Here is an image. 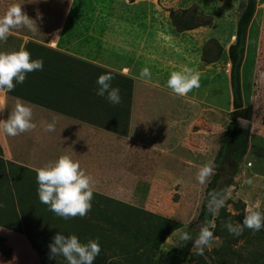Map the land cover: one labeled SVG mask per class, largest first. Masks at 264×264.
<instances>
[{
    "label": "rangeland",
    "instance_id": "374dc122",
    "mask_svg": "<svg viewBox=\"0 0 264 264\" xmlns=\"http://www.w3.org/2000/svg\"><path fill=\"white\" fill-rule=\"evenodd\" d=\"M245 1L0 0V17L18 4L38 27L37 32L26 26L12 29L7 41H0V52L24 49L31 53L32 60L44 62L42 71L27 74L25 80L30 85L26 84L25 90L16 84L12 92L0 93V103L6 105L0 120L8 118L19 99L32 108L36 125L34 130L15 137L0 132V212L11 213L8 220L0 217V264H63L49 258L41 261L38 248L44 249L45 257L49 243L22 233L24 228L14 217L16 210L29 208L19 207L22 197L37 195V191H30L29 184L38 187L36 174L25 171V177L17 178L18 168L32 166L37 170L62 155L79 162L92 179L93 192L168 218L180 223V229L191 231L193 239L186 244L174 231L157 250L149 246L135 250L141 264L185 248L189 256L183 264H251L264 255V238L253 240L256 233L247 228L242 237L236 236L225 227L228 222L242 224L249 207L264 213V124L260 122L264 108V0L256 2L245 39L246 62L239 70L240 108L253 107L249 121L237 120L249 136L246 158L240 165L243 171L226 185V175H222L214 187L218 190L225 186V206L219 214L222 209L227 214L214 215L208 225L211 231L219 228L213 232L217 239L203 255H198L193 246L203 227L199 212L214 175L206 185H200L196 174L203 164L214 162L235 117L225 54L235 41L236 22ZM172 11H187L186 16L195 15L203 22L209 19L211 24L180 34L172 24ZM52 40L55 42L50 43ZM217 44L228 46L227 50L222 48L224 56L218 59ZM143 68L150 69L151 79L140 78ZM187 69L199 73L200 87L184 97L176 96L166 82L171 72ZM105 73L114 76L111 84L120 89V104L113 105L96 95V80ZM56 74L57 81L53 78ZM31 92H36L43 107L31 103L32 96H27ZM48 124H54L55 130L45 131ZM18 187L27 190L21 192ZM33 199L32 203H40L38 197ZM31 214L43 223L52 218L48 206L39 212L27 210L29 226L33 225ZM90 216L89 212L67 223L72 226L77 221L85 227L99 224ZM7 223L17 225L20 231L10 232ZM114 234L112 239L118 237L117 232ZM103 245L99 242L100 248ZM134 248L128 250L132 257ZM222 250L229 255H218ZM105 255L109 259H104V264L133 262L130 256L131 260H125L126 253Z\"/></svg>",
    "mask_w": 264,
    "mask_h": 264
},
{
    "label": "clouds",
    "instance_id": "9594fccd",
    "mask_svg": "<svg viewBox=\"0 0 264 264\" xmlns=\"http://www.w3.org/2000/svg\"><path fill=\"white\" fill-rule=\"evenodd\" d=\"M37 15V19H40ZM26 26L30 31L37 32L36 21L30 19L21 9V5L10 6L3 17H0V41L6 42L12 29ZM42 59H31V53L21 49L18 52H0V93L12 92L16 84H23L28 73L43 70ZM226 67L231 69L229 60L225 62ZM229 64V66H227ZM140 78L151 79V72L148 68L140 71ZM114 76L111 73L100 75L97 80L96 95L104 97L113 105L121 103L120 89L113 87L111 81ZM167 88L176 96L184 97L193 89L200 87V75L194 69H187L184 72L173 71L166 82ZM6 108L0 103V113ZM32 108L25 102L17 99L14 109L6 120H0V132L5 136L15 137L35 129L32 122ZM54 124H48L45 131H54ZM248 166V165H247ZM251 166V163L248 167ZM246 167V166H245ZM217 165L213 161L203 164L197 174L196 181L200 185H206L214 174ZM37 195L42 204L48 206L56 216L68 220L72 218H84L91 211V200L93 198L92 179L81 170L78 161H73L68 155L60 156L54 163L36 170ZM251 184V181H248ZM208 200L209 211L218 215L221 208L225 206L224 198L216 193L210 192ZM0 207H3L0 204ZM225 227L229 233L239 236L245 228L253 234L264 229V213L247 208L242 224L232 222L226 223ZM178 233V239L182 243L192 241V236L183 229L174 230ZM217 239L213 231L206 224L200 228L199 234L193 242L198 255H203L206 248H210L212 242ZM49 259L62 256L67 264H93L100 253V246L97 240H89L81 243L75 236H64L60 233L52 238L48 245Z\"/></svg>",
    "mask_w": 264,
    "mask_h": 264
},
{
    "label": "trees",
    "instance_id": "16d2710c",
    "mask_svg": "<svg viewBox=\"0 0 264 264\" xmlns=\"http://www.w3.org/2000/svg\"><path fill=\"white\" fill-rule=\"evenodd\" d=\"M133 2L134 0H130ZM263 1V0H262ZM256 2L257 0H246L244 6L238 16V20L236 22V32H235V41L228 47L227 53L225 54L226 59H228L231 63L230 69V84L232 89V104L233 109L235 110V117L233 121L230 123L227 129V137L223 142V146L221 147V151L218 153L217 157L214 159V163L217 165V168L214 172L213 178L211 179V185L206 190V196L204 197L205 203L202 204L199 212V218L203 219L204 225H210V221L213 219L214 215L209 211L208 208V200H209V193L216 192L220 194L222 197L225 195V186L215 190L214 187L216 183L219 182L222 175H226V184H231L233 181V177L237 172H241L242 167L241 162L245 156L246 146L249 142L248 134H245L240 129L237 120H247L249 121L252 117L253 107L248 106L247 109L240 108V76L239 70H241L242 64H245L246 61L243 60L244 58V45L245 39L252 25V18L256 11ZM187 11H180V12H170V18L172 24L175 26L177 32H185L196 29L198 27L209 25L211 21L208 19L207 21L199 20L195 15L186 16L185 14ZM197 14V13H196ZM208 50V49H207ZM223 49L220 45L217 44V53L216 59L220 58L222 55ZM207 55V54H206ZM207 57L203 59L206 60ZM209 60V59H208ZM214 59L209 60V62H213ZM226 62V61H225ZM242 71V70H241ZM30 85L28 81H24L23 84H20L22 87H26L25 85ZM16 93V92H13ZM36 96V95H35ZM37 99V98H36ZM38 100V99H37ZM35 102V101H31ZM233 116V115H232ZM256 119L259 120L260 118L256 116ZM261 120V121H260ZM259 121L264 124V108L262 110V118ZM254 143V147H256ZM259 148V146L257 147ZM264 148V147H263ZM262 151H264L262 149ZM245 156V157H244ZM249 170L248 168H245ZM29 170V169H28ZM229 172V174H227ZM8 180V179H6ZM37 190V189H36ZM5 192V190H4ZM4 194V193H3ZM96 198V199H95ZM47 205L42 204H35L32 212H39L43 210ZM102 207L101 209L99 207ZM91 211H90V218L99 220V224L97 225H89L87 227L83 226L82 224L75 221V223L71 226L67 223L69 220H75L76 218L64 220L55 214L52 213V218L50 222L43 223L42 220L31 214L29 217L30 221L32 222V226L28 225V222L25 220V210L22 211V215L19 217L18 214H12L14 217L16 216L17 222H20V227L23 226L24 232L28 236L29 234L38 239L40 243H51L52 238L56 235V233H60L64 236H72L75 235L81 243H87L89 240L96 239L103 245V248H100L99 255L95 258L93 264H104V259L106 258L105 253L113 252L116 254L117 252L126 253L127 258L125 260L133 259L131 264H141V256H134V251L138 250L142 246L150 247V249L157 250L163 241L172 233L175 229L179 228L181 225L178 222L170 220L168 218L160 217L150 213L148 211H144L135 207H132L126 203L117 201L110 197H105L103 195L97 194L93 192V198L91 200ZM15 211V209H14ZM11 213L0 212V217H5L7 220L9 219ZM221 216L227 215L224 212V209L221 210L219 214ZM19 217V218H18ZM221 218V217H220ZM218 222L219 218L216 219ZM1 223V219H0ZM4 223V222H3ZM2 223V225H3ZM54 224L56 226L54 227ZM104 225H107L109 228L104 230ZM191 226L193 223L190 224ZM40 226V227H38ZM92 226H94L92 228ZM6 227L10 232H19L20 228H16L17 225L14 227L12 224H6ZM190 228V227H189ZM219 228H215L213 230L214 233H217ZM200 231V228H199ZM9 232V233H10ZM115 232H117L118 237H115ZM188 233H191L188 232ZM194 233V232H192ZM124 235V237L122 236ZM127 236V237H126ZM241 236V235H240ZM15 238V236H13ZM85 239H84V238ZM242 237V236H241ZM253 237V240H261L264 238V231L261 230L256 232ZM16 239V238H15ZM111 240V242L109 241ZM252 241V239H251ZM108 245H106V243ZM136 242L138 243V247L136 246ZM253 242V241H252ZM135 248L132 251V256H130L128 250L129 248ZM110 248V250H109ZM43 248H38L40 253V260L45 262L48 261L49 252L44 253ZM113 249V251H111ZM49 250V249H48ZM116 250V251H115ZM104 253V254H103ZM110 254V253H109ZM129 254V255H128ZM221 256H228L229 253L221 251L218 255ZM130 256V258H129ZM189 256V251L187 248L183 250H174L172 252H167L162 258L156 259V261H152L149 256H146L150 259V264H183L187 262V257ZM113 257V256H112ZM51 261H60L61 263H67L66 260L62 256H58L55 259H50ZM65 261V262H64ZM251 264H262L264 263V255L255 259L254 261H250Z\"/></svg>",
    "mask_w": 264,
    "mask_h": 264
},
{
    "label": "crops",
    "instance_id": "0c3cea01",
    "mask_svg": "<svg viewBox=\"0 0 264 264\" xmlns=\"http://www.w3.org/2000/svg\"><path fill=\"white\" fill-rule=\"evenodd\" d=\"M198 28H201V27H198ZM198 28H196V29H198ZM191 32H193V31H195V29H193V30H190ZM185 32H189V31H185ZM176 34H177V32H176ZM179 34V33H178ZM181 34V33H180ZM14 38H16V37H14ZM52 38H54V37H52ZM149 38H152V37H149ZM52 42H55L54 40H52V41H50V43H52ZM144 43V42H143ZM19 45H20V42H19ZM143 45L144 44H142L141 46L143 47ZM222 47V46H221ZM227 47L228 46H224V47H222V48H224V49H226L227 50ZM49 48H55V47H49ZM223 52L225 53V51L223 50ZM226 53H227V51H226ZM222 56H224V54H222ZM228 59H226L225 61H227ZM56 77H57V74L56 75H53V78H54V80H56L57 81V79H56ZM32 80V79H31ZM30 80V81H31ZM42 83L44 82V81H41ZM20 88L19 89H24L25 90V87H22L21 85H18ZM229 87V86H228ZM18 88V87H17ZM42 90H44V89H42ZM48 93L50 92L51 93V91H47ZM30 93V92H29ZM36 93V92H35ZM35 93H33V92H31V94L30 95H27V96H32V100L33 101H35V102H31V103H34V104H39V105H41L42 106V104L40 103V101H38L37 99H36V97H35ZM21 95H26V94H24V93H21ZM2 98V97H1ZM3 99V98H2ZM26 101V100H25ZM37 106V105H36ZM43 107V106H42ZM29 169V170H28ZM28 172V171H31L33 174H36V169L35 168H32V166H29V167H24V166H22L21 167V169L20 168H18V174H17V178H22L23 176H24V173H26V172ZM29 173V172H28ZM25 177V176H24ZM13 183L16 181V180H13V179H10ZM15 187H17V186H15ZM16 189H20V191L22 192V191H26L27 189H23V188H20V187H18V188H16ZM29 189H31L30 191L32 192V191H37L36 189V187H34L32 184H29ZM19 191V192H20ZM23 194V193H22ZM34 194V193H33ZM36 197H38V195H29L27 198L26 197H22V200H20V201H18L19 202V207H21V206H23V207H29V208H26V209H24L23 208V210H25V211H27V210H29V211H33V208L35 207V203H32V201L34 200L33 198H36ZM23 210H16L17 212H18V216H20V215H22V211Z\"/></svg>",
    "mask_w": 264,
    "mask_h": 264
},
{
    "label": "built area",
    "instance_id": "2783aa9c",
    "mask_svg": "<svg viewBox=\"0 0 264 264\" xmlns=\"http://www.w3.org/2000/svg\"><path fill=\"white\" fill-rule=\"evenodd\" d=\"M227 66H229V64H227ZM250 165V163H248V166Z\"/></svg>",
    "mask_w": 264,
    "mask_h": 264
}]
</instances>
